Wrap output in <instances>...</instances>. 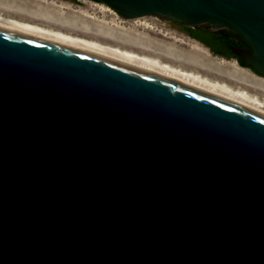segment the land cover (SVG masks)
Instances as JSON below:
<instances>
[{
  "label": "water",
  "instance_id": "obj_1",
  "mask_svg": "<svg viewBox=\"0 0 264 264\" xmlns=\"http://www.w3.org/2000/svg\"><path fill=\"white\" fill-rule=\"evenodd\" d=\"M100 1L264 76V0ZM0 264H264V114L0 25Z\"/></svg>",
  "mask_w": 264,
  "mask_h": 264
},
{
  "label": "bare ground",
  "instance_id": "obj_2",
  "mask_svg": "<svg viewBox=\"0 0 264 264\" xmlns=\"http://www.w3.org/2000/svg\"><path fill=\"white\" fill-rule=\"evenodd\" d=\"M149 17L134 19L146 24ZM0 25L171 77L264 114V76L212 56L195 41L185 39L184 47H178L171 40L148 37L115 20L95 19L85 9L41 0H0Z\"/></svg>",
  "mask_w": 264,
  "mask_h": 264
},
{
  "label": "rangeland",
  "instance_id": "obj_3",
  "mask_svg": "<svg viewBox=\"0 0 264 264\" xmlns=\"http://www.w3.org/2000/svg\"><path fill=\"white\" fill-rule=\"evenodd\" d=\"M41 1L44 2L45 4L54 2L55 5L57 6L63 4V6H68L73 10H78L79 8L85 9L95 19L104 18L106 21L110 23L113 20H115V22L117 21L119 25L124 26L125 28H133L137 32L147 35L148 37H152L163 41L171 40L178 47H184L185 43H187L185 41V39L187 40V38H185L181 34V30L177 26L178 23L163 20L158 18L157 16L149 17L151 19L148 21V23L143 24L141 20H135V19L124 20L117 10L113 9L112 7H109L107 4L103 3L102 1L100 2L93 0H79L78 2H72L70 0H41ZM4 15L11 16L7 12H4ZM212 56L217 58H222L226 61H234L235 63L238 64V66H240L236 58H225L215 54H213Z\"/></svg>",
  "mask_w": 264,
  "mask_h": 264
},
{
  "label": "flooded vegetation",
  "instance_id": "obj_4",
  "mask_svg": "<svg viewBox=\"0 0 264 264\" xmlns=\"http://www.w3.org/2000/svg\"><path fill=\"white\" fill-rule=\"evenodd\" d=\"M71 1V0H70ZM179 29L181 30V34L187 38L190 41H195L199 43L200 45L207 48L210 53L214 54L212 50L215 52H219V56H226V54L229 53L230 48H228L223 41H221L219 37H224L221 35H218L211 30H208L206 28L202 27H187L181 24H177ZM228 38V37H224ZM230 40H233L236 46H240V44L237 43L234 39L229 38ZM232 51V50H231ZM216 55V54H215Z\"/></svg>",
  "mask_w": 264,
  "mask_h": 264
},
{
  "label": "trees",
  "instance_id": "obj_5",
  "mask_svg": "<svg viewBox=\"0 0 264 264\" xmlns=\"http://www.w3.org/2000/svg\"><path fill=\"white\" fill-rule=\"evenodd\" d=\"M72 2H78L79 0H71ZM93 1H97L100 2V0H93ZM218 38L221 39V41H223L225 43V45L230 48V51L228 54H226V56H224L225 58H236L238 63L240 64V66L245 67V65L238 59V57L231 51L233 46H236V44L234 43L233 40H230L229 38H224V37H219ZM214 54L219 55V52H215L214 50H212Z\"/></svg>",
  "mask_w": 264,
  "mask_h": 264
}]
</instances>
